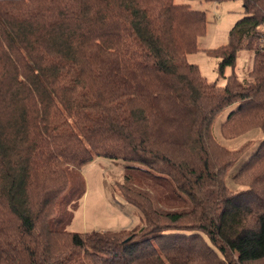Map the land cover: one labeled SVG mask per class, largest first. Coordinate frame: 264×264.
<instances>
[{"label": "trees", "instance_id": "trees-1", "mask_svg": "<svg viewBox=\"0 0 264 264\" xmlns=\"http://www.w3.org/2000/svg\"><path fill=\"white\" fill-rule=\"evenodd\" d=\"M241 2L213 51L233 69L218 85L187 61L207 24L189 4L0 0V264L264 263V137L234 192L225 175L246 146L213 135L228 108L223 138L264 135V0ZM96 158L125 163L131 230L65 228Z\"/></svg>", "mask_w": 264, "mask_h": 264}, {"label": "rangeland", "instance_id": "rangeland-1", "mask_svg": "<svg viewBox=\"0 0 264 264\" xmlns=\"http://www.w3.org/2000/svg\"><path fill=\"white\" fill-rule=\"evenodd\" d=\"M178 4H189L196 11H203L207 17L205 33L197 39L198 49L187 56V61L199 67L201 75L210 82L224 85L226 77L230 76L232 67H227L224 75L219 73L220 59L213 51L229 42L230 30L243 16V2L241 0H226L209 2L205 0H175ZM264 30V26L261 27ZM235 72L241 81L250 80L248 74L253 64V53L249 50L241 51L236 58ZM231 111L228 108L221 112L214 124L213 135L217 143L229 149L246 146V150L239 155L225 177L226 186L232 191L247 188L245 182L235 178V174L250 155L259 147L264 137L263 132L252 129L244 136L225 139L220 133V124ZM123 160L96 158L83 168L86 182V193L80 199L78 206L72 210L67 230L88 232L92 230H131L141 223L138 209L128 203L120 194L118 184L127 174ZM251 264H264L260 262Z\"/></svg>", "mask_w": 264, "mask_h": 264}]
</instances>
